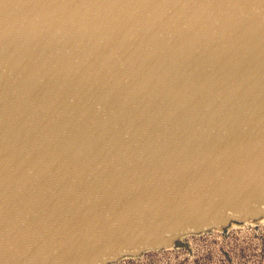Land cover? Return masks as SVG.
<instances>
[{"label": "water", "instance_id": "obj_1", "mask_svg": "<svg viewBox=\"0 0 264 264\" xmlns=\"http://www.w3.org/2000/svg\"><path fill=\"white\" fill-rule=\"evenodd\" d=\"M263 217L264 0H0V264Z\"/></svg>", "mask_w": 264, "mask_h": 264}, {"label": "rangeland", "instance_id": "obj_2", "mask_svg": "<svg viewBox=\"0 0 264 264\" xmlns=\"http://www.w3.org/2000/svg\"><path fill=\"white\" fill-rule=\"evenodd\" d=\"M182 247L146 251L109 264H264V217L183 235Z\"/></svg>", "mask_w": 264, "mask_h": 264}]
</instances>
